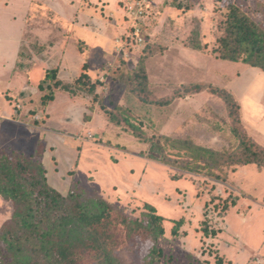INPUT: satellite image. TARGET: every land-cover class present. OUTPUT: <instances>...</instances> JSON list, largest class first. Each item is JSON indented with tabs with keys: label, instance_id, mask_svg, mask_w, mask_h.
Returning <instances> with one entry per match:
<instances>
[{
	"label": "rangeland",
	"instance_id": "rangeland-1",
	"mask_svg": "<svg viewBox=\"0 0 264 264\" xmlns=\"http://www.w3.org/2000/svg\"><path fill=\"white\" fill-rule=\"evenodd\" d=\"M71 1L41 2L40 7L46 10L42 15L46 24L40 23V26L47 30L49 18L55 14L61 20L57 36H67L71 25L65 20L72 19ZM27 2L0 0V91L9 76L10 58L3 52L23 39L25 26L29 25L30 33L36 34V29L30 26L39 0ZM231 2L264 25V0H83L90 12L105 19V26L99 33L98 27L88 19L77 16L78 22L73 23L80 22L75 28L77 36L86 37L92 45L82 46L74 37L75 41L69 44L71 52L66 50L70 57L65 65L72 70L83 69L90 77L88 83L94 84L95 92L79 91L77 85L71 83L75 90L70 93L74 101L67 104L65 99L69 92L59 89L56 96L61 101L53 113L69 116L74 129L77 125L84 126L87 144L83 145L84 158L80 156L79 160L83 173L90 169L84 184L88 190L103 194L132 218L141 217L146 203L165 217V234L158 240L162 255L155 264H264L263 170L251 171L250 168H255L253 165L236 167L237 171L227 168V177L223 180L206 170L187 171L180 166L185 165L189 157L185 152L177 153L164 140L161 141L163 155L169 162L147 156L151 145L163 136L186 139L199 147L221 149L237 143L235 132L245 130L253 136H258L259 130L264 132L261 127L264 72L241 62L216 60L210 54L218 45L221 22ZM129 5L135 7L129 9ZM136 8L137 13L142 11V14H132ZM37 13L43 14L41 10ZM138 18L143 21L142 29ZM119 23L124 28L138 25V32L145 28L150 33L148 36L142 33L144 43H133L134 51L131 48L124 51L117 42L115 44L117 40L114 45L112 42L119 31L112 30L110 36L106 33L107 28L112 29ZM49 33L38 37L46 40L43 38L49 37ZM104 38L109 44L103 47L98 42ZM138 38L136 36V40ZM126 41L129 39L122 41V47ZM193 45H199L200 49L192 48ZM37 65L43 67L41 63ZM99 83L102 84L99 86ZM194 83L202 84L204 89L199 93L184 92V86ZM29 87L32 89L35 85ZM222 87L231 92L238 104L237 108H232L233 113L216 91ZM142 88L145 91L139 92ZM37 92L27 91L26 97L23 91L20 95L24 97L18 96L20 103L23 98L27 100L23 107L29 112L45 110L46 105L41 104L43 92ZM6 100L0 93V103ZM121 107L129 111L128 119L136 130L110 120L107 111L119 118L127 114ZM32 114L31 121L37 118ZM30 115L26 117L29 119ZM73 135L70 140L76 146V135ZM39 136L40 132L35 131V135L27 138V146L37 143L36 149L43 148L38 142ZM261 142L264 145V141ZM24 150L28 152L29 148ZM93 169H97L93 171L95 174ZM216 173L221 176L220 172ZM96 177L98 183L93 186ZM5 210L7 218L11 209L0 202V215ZM178 220L183 224L179 235L173 236L170 229ZM204 229L215 234L205 236ZM148 246L149 243L140 240L126 241L123 248L113 254L118 261L116 264H144Z\"/></svg>",
	"mask_w": 264,
	"mask_h": 264
},
{
	"label": "trees",
	"instance_id": "trees-1",
	"mask_svg": "<svg viewBox=\"0 0 264 264\" xmlns=\"http://www.w3.org/2000/svg\"><path fill=\"white\" fill-rule=\"evenodd\" d=\"M140 21L138 18L142 29L144 24ZM221 25L222 34L217 39L218 45L210 52L211 57L241 62L264 72V25L232 2L227 4ZM134 29L132 24L128 31L119 33L121 44L129 39L125 45L123 43L122 50L132 49L134 42L139 43L133 36ZM142 33L148 36L150 32L145 28L141 31V42L144 43ZM191 47L200 49L199 45ZM89 79L83 72L73 83L79 91L93 94L95 86L88 83ZM38 88L43 92L41 104L46 106L54 99L56 89L75 92L71 84L57 78V69L48 70ZM202 89L204 86L200 83L184 86V92L188 93H199ZM144 91V88L139 90ZM216 91L233 113L232 108H237L238 104L231 92L224 87ZM121 111L127 114L120 118L107 111L110 120L136 130L128 119L129 111L123 107ZM38 112L44 113L43 110ZM32 113L36 111L27 110V114ZM235 134L237 143L221 149L199 147L186 139L163 136L151 145L147 156L160 162L167 160L161 142L164 140L177 153L185 152L184 155L189 157L185 165L180 166L187 171L206 170L221 180L227 177V168L234 171L236 167L253 165L255 170L264 171V145L249 131ZM42 151L43 148H37L30 155L15 150L0 151V197L11 209L10 216L0 224V264H116L114 252L121 250L126 241L134 243L138 240L149 243L144 264H155L161 258L158 240L165 234V217L153 205L146 203L141 217L132 218L103 194L88 190L79 180L71 181L67 193L62 194L48 182L39 158ZM173 224L170 233L178 236L183 222L178 220ZM203 234L209 236L215 232L204 229Z\"/></svg>",
	"mask_w": 264,
	"mask_h": 264
},
{
	"label": "crops",
	"instance_id": "crops-1",
	"mask_svg": "<svg viewBox=\"0 0 264 264\" xmlns=\"http://www.w3.org/2000/svg\"><path fill=\"white\" fill-rule=\"evenodd\" d=\"M25 2L29 4L30 0H25ZM41 2L42 4H48L50 3V0H39V2H37L38 10L36 12L34 11V22H32L33 24L30 26H33L36 29V34L33 30L32 31L34 34L30 33L31 30H28L29 25L25 26V30L22 34L23 39L20 42H17L13 47H9L7 51L3 52L4 55L10 58V61H8L9 76L5 78L6 80L4 86H1L2 89L0 91L1 95H4L7 98L6 101H2L0 103V151L15 150L27 155L33 154L36 149L37 143L35 144V146H27L26 141L28 137L33 136V134L35 135V131H39L40 136L38 137V142L40 141L42 143L41 145L43 146V151L39 158L45 167L48 182L62 194H66L71 181L79 180L81 184L84 185L86 175L90 171V169H88L83 173L82 162L79 160L80 156L84 158L83 148L85 146L83 145L87 144L85 142L86 137L83 136V133L85 131L83 130L84 126L77 125L78 128L74 129L75 126H73L71 124L72 122L68 120L69 116H67L66 114L63 116L57 113H53V110L55 109V107L57 108L59 106V103L61 101H59L56 96V93H58L57 91H59V89L55 90L53 100L54 102L48 103L45 107L46 111L44 110V113L48 114V116H44V114H42L41 112H36L32 114V117L37 118L32 121L30 120L31 115L27 114L26 108L23 107V104L25 102L27 103V100L24 101L25 98H23V101L20 103L19 101L21 99L18 96L20 95V92L22 93L23 91H25L24 95H26V97H28V94L26 93L27 91L41 92L38 88V85L40 81L45 77L47 71L50 69H57V78L60 79L63 83H73V80H75L76 77H79V75L84 70L81 68L72 70L68 65H65V63H68L67 58L69 56H67L66 50L71 52L69 44L75 41L74 37H76L77 39H79L82 46L92 45L88 43L89 41H87L86 37H82L79 34L77 36L76 33L78 29L75 31V28L78 27L76 25H80V22L75 25L73 23L78 22L76 21V18L78 19V17L80 19H88L89 21H92L93 25L98 27L99 33H101L103 25L105 26V23L103 22L105 19L102 20L98 14L90 12L89 7L83 5V0H72V19L65 20L69 23V25H71V28L67 32V36H57V29L58 26L61 25V20L55 14H53V18L48 17L50 19V26L47 30L46 28L40 26V23L46 24L45 18L42 17L46 10L40 7V5H42L40 4ZM39 10H41L43 14H38L37 12ZM93 15H96V18H94ZM50 27H52V31H55L53 32V36L52 34H50L52 32H50ZM99 27H101V29ZM114 29L118 30L120 33L126 32L128 27L124 28V25L122 23H119L118 26L116 25L115 27H112V29L111 27L107 28L106 33L109 34V32ZM40 30H43L44 32L41 33ZM45 31H47L48 33L50 32L49 37L43 38L46 40H41V38L39 39L38 36H47V32ZM119 33L112 40L113 45L114 40L120 41ZM116 42L117 41H115V44ZM98 44L104 47V45H107L109 43H107V39L104 38L100 39ZM39 63H41L43 67L38 66L37 64ZM71 75L72 78L70 79ZM31 85H35L36 88H32L35 90H32L31 87H29ZM37 93H35L34 95H37ZM24 95L22 94V96L20 95V97L22 98L24 97ZM68 95L69 96L65 100L67 104H70L74 101L75 98L73 97V94H70V92L68 93ZM82 95H84L83 97H86L85 93H82ZM30 97L31 96H29V98ZM17 101L19 103H17ZM29 115L30 117L28 119L27 117ZM40 118L44 120L46 118V121L39 120ZM262 124L263 126H259L264 127V121L262 122ZM81 129L83 131H81ZM73 133L76 136L78 135V137L75 136L78 141H76V139L74 138L76 146L73 144V141L70 140L74 137ZM90 135L91 134H89L88 136ZM257 135L258 136L254 135L255 138L264 141V132H260L259 130ZM261 140L257 141L262 144ZM27 147L29 148L28 152L24 150V148ZM94 170L97 169H93L92 172ZM253 170L255 171L254 168H251V171ZM64 175H66L68 178ZM111 178H113V176H111ZM93 182L92 185L97 186V177ZM246 193L248 195H251L250 192ZM0 202L5 203L1 197ZM6 213L7 212L5 210L4 214L0 215V224L3 219L6 218Z\"/></svg>",
	"mask_w": 264,
	"mask_h": 264
},
{
	"label": "built area",
	"instance_id": "built-area-1",
	"mask_svg": "<svg viewBox=\"0 0 264 264\" xmlns=\"http://www.w3.org/2000/svg\"><path fill=\"white\" fill-rule=\"evenodd\" d=\"M138 2H136V4L135 5H138L139 6V4H137ZM135 6H129V9H133ZM137 8L135 9V10H132L131 12H132V14H134L135 16L137 15V14H142V11L140 12V13H137ZM137 27H138V25H136L135 26V29H134V33H133V36H134V38H135V40H136V36H139V38H138V40H136V41H138V42H141V40H142V38H141V36H140V34H141V31H140V29H139V32H138V30H137ZM139 34V35H138ZM117 42H118V44L121 46L122 44L120 43V41L119 40H117ZM119 46V47H120ZM123 48H122V46H121V50H122ZM101 84L99 83V86H100ZM256 264H260L259 262L258 263H256Z\"/></svg>",
	"mask_w": 264,
	"mask_h": 264
}]
</instances>
